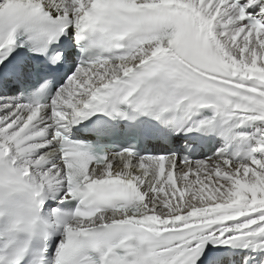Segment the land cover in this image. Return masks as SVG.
<instances>
[{
    "label": "snow or ice",
    "instance_id": "1",
    "mask_svg": "<svg viewBox=\"0 0 264 264\" xmlns=\"http://www.w3.org/2000/svg\"><path fill=\"white\" fill-rule=\"evenodd\" d=\"M0 264H264V0H0Z\"/></svg>",
    "mask_w": 264,
    "mask_h": 264
}]
</instances>
